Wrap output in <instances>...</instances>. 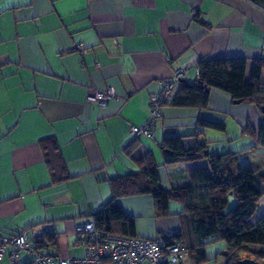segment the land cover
<instances>
[{
	"label": "crops",
	"instance_id": "0c3cea01",
	"mask_svg": "<svg viewBox=\"0 0 264 264\" xmlns=\"http://www.w3.org/2000/svg\"><path fill=\"white\" fill-rule=\"evenodd\" d=\"M220 59L245 60L250 80L253 62L264 60V9L249 0H0V236L42 227L56 242L42 254L81 258L76 228L112 201L114 181L150 162L165 191L190 185L192 173L208 167L206 156L235 154L243 168L264 173V148H253L262 112L253 104L212 89L205 108L172 106L183 82L197 81L200 61ZM179 69L189 72L153 136L132 135L148 121L161 82ZM107 89V105L87 101ZM172 138L184 150L204 147L205 158L166 163ZM116 202L137 237L187 239L182 203L158 217L149 194ZM261 217L264 196L250 221ZM221 243L206 246L205 259L187 252L181 264H224ZM33 262L20 252L15 264Z\"/></svg>",
	"mask_w": 264,
	"mask_h": 264
},
{
	"label": "trees",
	"instance_id": "16d2710c",
	"mask_svg": "<svg viewBox=\"0 0 264 264\" xmlns=\"http://www.w3.org/2000/svg\"><path fill=\"white\" fill-rule=\"evenodd\" d=\"M249 1L264 9V0ZM198 67L197 81L183 82L172 106L205 108L212 89L227 93L233 102L253 104L262 112L253 148H264V84L260 80L264 60L253 62L248 82L245 80L246 61L243 59L205 60L200 61ZM201 125L222 128L207 122H201ZM164 151L168 164L205 158L204 147L184 150L178 138L168 139ZM206 158L209 160L208 167L194 171L190 185L170 191L162 189L157 168L150 162L146 169L114 181V198L90 219L103 232L134 238L137 237L134 222L122 212L117 198L149 194L158 217L166 214L170 202H180L184 205L189 234L185 241L177 234L165 239L166 242H180L196 259H205L206 246L222 242L227 253L224 264H238V261L246 258L264 264V217L255 223L250 221L258 209L259 199L264 196V173H259L260 169L252 171L243 168L235 154ZM230 195L235 198L236 204L226 211ZM34 244L41 253L54 247L56 242L52 235L44 233L34 240Z\"/></svg>",
	"mask_w": 264,
	"mask_h": 264
},
{
	"label": "built area",
	"instance_id": "2783aa9c",
	"mask_svg": "<svg viewBox=\"0 0 264 264\" xmlns=\"http://www.w3.org/2000/svg\"><path fill=\"white\" fill-rule=\"evenodd\" d=\"M82 48L78 45L76 50L83 52ZM188 72L189 69H179L171 78L161 82L160 91L150 98L148 121L142 126L131 127L132 135L148 138L153 136L156 122L161 118L162 109L169 102L175 84ZM113 99L111 89L95 91L87 97L89 103L100 107ZM76 232L79 244L85 248L84 257L44 255L38 252L34 240L40 238L45 229L33 227L17 235L0 236V262L7 257L11 264H15L20 252L32 253L33 264H181L187 257V251L180 242L169 244L165 240L111 235L97 229L91 219L79 225Z\"/></svg>",
	"mask_w": 264,
	"mask_h": 264
},
{
	"label": "water",
	"instance_id": "95a60500",
	"mask_svg": "<svg viewBox=\"0 0 264 264\" xmlns=\"http://www.w3.org/2000/svg\"><path fill=\"white\" fill-rule=\"evenodd\" d=\"M234 103L235 104H239V103H241L240 101H234ZM262 111H264V110H262ZM227 256V253L226 252H224L223 253V257H226ZM238 264H260V263H258V262H255V261H253V260H251V259H242V260H240V261H238Z\"/></svg>",
	"mask_w": 264,
	"mask_h": 264
},
{
	"label": "rangeland",
	"instance_id": "374dc122",
	"mask_svg": "<svg viewBox=\"0 0 264 264\" xmlns=\"http://www.w3.org/2000/svg\"><path fill=\"white\" fill-rule=\"evenodd\" d=\"M234 205H235V203H234ZM233 205V206H234ZM233 206L232 205H230V206H227L228 208H226V211H228V210H230L231 208H233ZM218 245V244H217ZM220 245H222L223 246V243H221ZM211 247H215V246H210V247H208V252L210 251V253H211V249H213V248H211ZM216 252H218V251H216ZM225 251H221V255H223V253H224ZM209 253V254H210ZM223 257H221V256H219L218 254H217V259H218V262H220V261H222L223 259H222Z\"/></svg>",
	"mask_w": 264,
	"mask_h": 264
}]
</instances>
